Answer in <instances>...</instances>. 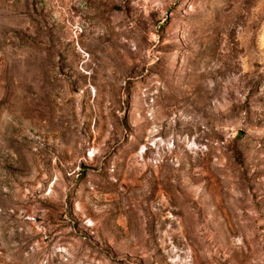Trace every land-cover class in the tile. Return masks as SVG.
<instances>
[{"label": "rangeland", "instance_id": "1", "mask_svg": "<svg viewBox=\"0 0 264 264\" xmlns=\"http://www.w3.org/2000/svg\"><path fill=\"white\" fill-rule=\"evenodd\" d=\"M0 264H264V0H0Z\"/></svg>", "mask_w": 264, "mask_h": 264}]
</instances>
